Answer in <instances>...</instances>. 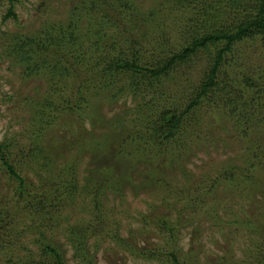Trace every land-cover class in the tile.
Masks as SVG:
<instances>
[{
  "label": "rangeland",
  "instance_id": "obj_1",
  "mask_svg": "<svg viewBox=\"0 0 264 264\" xmlns=\"http://www.w3.org/2000/svg\"><path fill=\"white\" fill-rule=\"evenodd\" d=\"M78 1L0 0V142L11 145L12 164L27 183L23 195L20 183L0 165V264H25L31 256L41 260L40 240L59 249L65 264H173L172 253L182 264H263V45L236 47L239 61L226 70L231 76L256 72L263 79L251 92L257 102L261 99L258 105L239 110L240 117L245 113L254 119L250 129L209 98L164 149L154 150L140 139L154 114L166 107L185 108L208 67L201 56L193 69L180 70L166 83L163 96H138L124 83L120 95L122 84L103 90L102 81L87 77L90 91L81 111L51 110L58 117L55 123L40 126L35 106L56 92L45 78H25L6 57L5 34H32L46 23H65ZM133 1L138 38L151 42L164 34L172 40L178 36L181 21L179 15H168L170 4ZM11 7L17 18L7 17ZM145 47L144 53L153 52ZM72 83L59 94L60 103L69 99ZM62 170H68L65 178L75 181L80 194L63 203L64 227L56 228L36 216L30 203L63 177ZM78 222L98 230L87 241V256L68 228Z\"/></svg>",
  "mask_w": 264,
  "mask_h": 264
},
{
  "label": "trees",
  "instance_id": "obj_2",
  "mask_svg": "<svg viewBox=\"0 0 264 264\" xmlns=\"http://www.w3.org/2000/svg\"><path fill=\"white\" fill-rule=\"evenodd\" d=\"M166 4H170L166 14L173 18L179 15L181 21L178 36L174 35L173 40L165 34L151 42L138 38L134 30L137 5L133 0H80L65 23H46L32 34L6 33V57L22 69L25 78H45L56 92L52 97L46 95L45 101L35 106L40 126L55 123L58 117H52L53 110L57 113L81 111L90 91V85L85 83L87 77L102 81L103 90L124 83L135 95L163 96L166 83L174 80L180 70L193 69L200 56L205 58L208 67L185 108L166 107L154 114L147 120L146 134L140 135L141 140L147 139L154 150L164 149L187 129L189 115L209 98L218 102L217 108L224 106L239 117L240 109L247 112L251 106H257L261 99L257 102L251 92L257 91L263 81L257 78L259 74L231 76L226 70L239 61L234 55L239 45L259 41L264 47V0H163L160 6ZM12 16L17 18L13 7L7 17ZM145 46L153 52L144 53ZM223 74L227 76L224 80ZM69 81L75 82L70 86L71 95L60 103L64 98L58 99V96L67 90ZM124 84L117 94L125 93ZM151 100L150 106L155 103L154 98ZM249 117L242 113L238 119L240 125L243 123L242 128H251L254 119ZM10 148L7 142H0V165L11 179L20 183L19 191L24 195L27 183L12 164ZM48 165L51 167V163ZM67 172L62 170L63 177L56 174L63 181L56 178L39 202L36 199L33 205L30 203L36 216L56 228L64 227L60 216L63 203H72L80 194L75 181L66 180ZM68 228L78 250L87 256L85 246L97 234L96 225L84 227L78 222ZM13 242L10 243L13 245ZM37 242L42 247V259L37 261L31 256L25 264H65L59 249L47 241ZM171 258L173 264H182L175 253Z\"/></svg>",
  "mask_w": 264,
  "mask_h": 264
}]
</instances>
